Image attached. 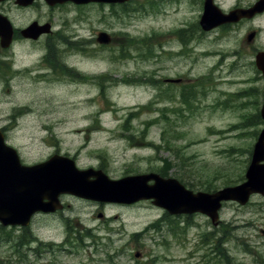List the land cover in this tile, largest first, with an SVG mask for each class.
Masks as SVG:
<instances>
[{"label":"rangeland","instance_id":"obj_1","mask_svg":"<svg viewBox=\"0 0 264 264\" xmlns=\"http://www.w3.org/2000/svg\"><path fill=\"white\" fill-rule=\"evenodd\" d=\"M256 1L215 3L229 12ZM10 7L18 27L54 17L43 43L48 59L43 49H22L25 56L11 63L28 75L16 74L11 93L0 83V129L24 164L70 153L80 168H101L112 180L156 173L207 193L246 180L264 128V99L251 95L264 13L205 32L202 0L70 4L54 16L44 5L30 13ZM257 29L260 38L248 42ZM102 31L113 43L97 41ZM74 36L81 42H70ZM62 203L64 210L35 215L28 228L0 225V264H264L260 194L246 206L226 203L220 227L203 214L172 216L151 201L126 206L72 196Z\"/></svg>","mask_w":264,"mask_h":264},{"label":"water","instance_id":"obj_2","mask_svg":"<svg viewBox=\"0 0 264 264\" xmlns=\"http://www.w3.org/2000/svg\"><path fill=\"white\" fill-rule=\"evenodd\" d=\"M28 5L33 0H17ZM49 4L65 1L76 3L91 0H46ZM124 3L128 0H96ZM204 13L200 24L210 31L222 24L237 23L244 18L251 19L264 11V0H259L248 9H235L229 14L222 12L214 0H204ZM2 20L0 19V29ZM31 29V28H30ZM34 32V27L30 30ZM2 43L7 47L12 32L3 34ZM254 34L248 36L253 40ZM99 41L108 43L109 37L101 34ZM261 69L264 72V53L260 54ZM264 120V105L261 110ZM264 130L254 147L252 162L247 170V181L236 187H227L215 193H194L187 190L178 180L163 178L158 174L129 176L112 180L102 171L78 170L73 161L54 156L49 161L34 166L22 165L17 152L5 144L0 132V221L5 225H28L31 216L43 211L46 213L62 209L59 196L72 194L84 199L99 202H119L131 204L140 200L153 199V204L167 209L171 214L208 215L214 225H218V211L222 201L235 200L246 204L253 193L264 194ZM92 178V179H91ZM154 184H150V182ZM13 209V210H12ZM13 211V212H12ZM23 211V212H22ZM21 212V213H20Z\"/></svg>","mask_w":264,"mask_h":264},{"label":"flooded vegetation","instance_id":"obj_3","mask_svg":"<svg viewBox=\"0 0 264 264\" xmlns=\"http://www.w3.org/2000/svg\"><path fill=\"white\" fill-rule=\"evenodd\" d=\"M90 3L99 4L98 2H89V4ZM70 4H74V3L67 2V3H63V4L57 3L54 5H50L45 0H35L34 2H32V4H30L28 6H23V5H20L18 3V1H15V0H6V1L0 0V18L3 21H5L3 23V26H4V28H7V29H8V27H11L8 30H13V38L11 39V44L8 46V48H5V49L3 48L2 40L0 38V83L5 85L6 89H5V87L3 89L5 92H7V93L12 92V91H10V90H12V89H10L11 82H13L15 78H17V79L20 78V77H17L16 74L22 75L23 73H26L28 71V69L25 71H21L22 68H20L21 65L19 63L17 65L18 68L17 67L15 68L14 65H12V63H11V62L14 63L13 57L16 55L17 56L23 55V57H24L25 52L23 50L32 47L33 49L36 48L38 50L41 49V51H42V49L44 51H47V54L44 56V59H43L45 61V58L48 59V57H49L48 56V48H46L47 46L45 47V45H46L45 41L49 40L54 33L52 30L54 28V25L51 22V21H54V17L51 18V17L47 16L46 14H44V15L42 14V15H39L37 18L30 20L26 27H18L14 23H12L13 21L10 19L9 15L7 14V7L8 6L10 7L12 5L16 8L17 11H20L22 13H30L31 11H34L39 5H44V6H46V8L50 9L51 13H52V11L62 9L61 7H66L67 5H70ZM102 6H105V5H102ZM11 9H12V7H10V10ZM52 15L54 16L53 13H52ZM6 21H7V23H6ZM55 24H56V22H55ZM31 26L38 28V30L35 31V34L30 33L31 31H29L30 30L29 28H31ZM47 27L50 29L48 32H46ZM56 30L60 31L61 29L58 27ZM28 33L30 36L28 35ZM255 34H256L255 38H256V40H258L260 38V29L255 30ZM43 43H45V45ZM15 45H16L15 48H16L17 52L13 50V54L11 55V57L4 59L3 57L7 55V54H5V52H8V54H9V52L14 48ZM49 48H50L51 52L54 50L53 45H49ZM36 49H34V50H36ZM20 50H22V51H20ZM260 53H264V47L261 44H257V47L255 48L254 55H253V57H254L253 66L256 70L255 78L253 79V86H254L253 87V96L254 97H261L262 99H264V72L260 69V67L262 65V62L259 59ZM8 60L10 61L8 63V66L1 65V63H3L4 61H8Z\"/></svg>","mask_w":264,"mask_h":264},{"label":"trees","instance_id":"obj_4","mask_svg":"<svg viewBox=\"0 0 264 264\" xmlns=\"http://www.w3.org/2000/svg\"><path fill=\"white\" fill-rule=\"evenodd\" d=\"M162 173H164L165 174V172L163 171ZM138 235L137 234H135L133 237H137Z\"/></svg>","mask_w":264,"mask_h":264}]
</instances>
